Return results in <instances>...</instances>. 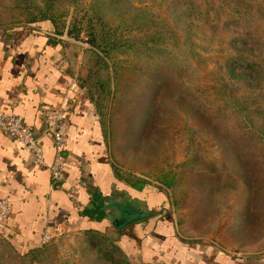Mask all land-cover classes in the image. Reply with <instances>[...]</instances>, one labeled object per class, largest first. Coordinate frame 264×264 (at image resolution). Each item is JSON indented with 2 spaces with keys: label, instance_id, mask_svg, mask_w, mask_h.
Listing matches in <instances>:
<instances>
[{
  "label": "rangeland",
  "instance_id": "1",
  "mask_svg": "<svg viewBox=\"0 0 264 264\" xmlns=\"http://www.w3.org/2000/svg\"><path fill=\"white\" fill-rule=\"evenodd\" d=\"M194 1L209 10V16L193 21L183 19L172 0H59L55 4L51 0H0V28L32 26L28 17L39 15V8L50 12L54 7L51 12L59 18L55 27L62 33L60 36L68 40L67 28L78 31L79 37L70 36L69 41L81 48L89 47L90 32L97 38L101 29L110 30V40L115 39L113 50L118 61L115 70L119 77L112 137L119 175L145 174L151 187L166 196L169 209L161 206L157 210L169 214L175 222L182 219L181 229L176 225L180 239L197 236L198 241L226 249L233 255H264V141L252 147L263 160V167L258 165L259 172L255 175L244 161L248 153H239L223 136L216 139L213 133L218 132L211 127L210 119L187 100H177L179 105H173L174 112L171 109L173 114L168 115L170 121L160 130L154 125L157 118L154 108L160 101L167 105L175 103L173 98L168 100L170 82L158 79L147 84L140 80V74L148 75L162 57L183 70L188 87L198 84L200 89H207L211 80L229 73L235 77L231 87L237 96L261 98L263 105L264 0ZM243 9L249 10L251 16ZM130 19L150 25L136 30ZM158 30L178 39L167 44V50L159 58L154 54L153 58L138 56L132 45L125 42L133 35L141 41L147 32ZM116 38L123 39V44L116 43ZM68 68L67 62V72ZM87 68L89 65L78 64L74 78L80 82L79 75H84ZM158 75L165 74L156 71L155 76ZM142 91L147 105L137 103L138 92ZM152 107L147 122L140 123L139 113L151 111ZM167 114L169 108L165 120ZM196 127L200 134L195 133ZM223 150L227 156L221 154ZM190 158L194 167L188 169L183 164ZM211 159L216 172L220 166L229 167V176L219 172L208 174L204 182L201 172H206L207 160ZM163 174L174 178L176 184L169 189L160 186L158 179ZM245 181L252 186L249 190L243 184ZM126 203L129 205L126 215H138L134 202H122Z\"/></svg>",
  "mask_w": 264,
  "mask_h": 264
},
{
  "label": "crops",
  "instance_id": "2",
  "mask_svg": "<svg viewBox=\"0 0 264 264\" xmlns=\"http://www.w3.org/2000/svg\"><path fill=\"white\" fill-rule=\"evenodd\" d=\"M49 30L48 23L0 28V109L19 114L27 124L39 128L44 108L57 105L63 94L75 99L69 115L63 180L54 189L48 168L53 159L50 134L43 132L39 137L44 164L34 165L28 149L0 131V199L11 205L8 224L15 234L6 239L16 252L38 248L45 231H56L53 242L58 249L47 264L96 263V255L82 248L87 246L86 233L109 234L117 219L122 228L115 244L126 264H264V255H233L193 237L180 239L176 222L162 211L145 218L146 212L157 207L169 209L166 196L150 185L137 191L119 175L110 122L102 118L76 77L56 68L66 58L58 41L62 37ZM114 194L134 202L138 215H126L127 203L122 204L120 217L100 213L95 203ZM93 244L88 243L89 247ZM31 264L41 263L36 259Z\"/></svg>",
  "mask_w": 264,
  "mask_h": 264
},
{
  "label": "trees",
  "instance_id": "3",
  "mask_svg": "<svg viewBox=\"0 0 264 264\" xmlns=\"http://www.w3.org/2000/svg\"><path fill=\"white\" fill-rule=\"evenodd\" d=\"M53 4L59 0H51ZM174 7L180 11V15L183 19L191 20L199 19L202 16H209V10H207L203 5L201 6L198 2L194 0H172ZM55 8L52 7L53 11ZM40 14L33 15L28 17L27 22L31 24L45 23L51 26V30L56 35H62L55 26H57L58 17L53 14L51 11L42 10L39 8ZM244 13L251 16L249 10L243 9ZM130 24L133 25L136 30L140 28H145V25H150L146 21H143L142 24L136 22L133 19L129 20ZM47 27V26H46ZM78 31H73V29L67 28L65 32L68 40L59 39L63 49L64 56L69 64L68 73L70 76H76L78 73V64L89 65L87 71L84 75L80 76L81 86L85 88L86 95L95 101V105L100 111L103 119H108L110 122V134L111 140L114 133V122L116 120L115 115L117 116L118 110V83L119 77L115 67L118 65V61L114 56V38L110 40V30L101 29L100 33L96 38L95 33L90 32L89 34V47L81 48L77 44L69 41L70 36L78 38ZM64 34V33H63ZM243 35V34H242ZM247 36V34H245ZM178 41L176 36L169 37L167 32L163 31H153L147 32L144 38L140 39L133 35L128 38L125 42L128 45H132L136 55L145 56L147 58H153L152 54L156 55L155 58L162 56L167 50V44H172V41ZM123 39H117L116 43L123 44ZM113 53V56H109V53ZM165 56V55H164ZM93 60V62H92ZM154 66L148 73L140 74V80L147 81V84H150L154 80H164L165 82H170V99H175V103L159 102L154 108V115L157 116L154 119V125L164 127L168 121V115L172 116L174 110L172 106L177 107L179 104L177 100H187L188 102L194 104L198 109H200L207 117L210 119L209 123L212 128H215L218 132L213 133V136L216 139H221L223 136L228 142H231L235 149L239 153L246 151L248 153L246 159L244 160L249 171L256 175L257 170L259 172L258 165L263 167V160L260 154L253 151V148L259 141H264V103L262 105L261 98H255L254 96H237L231 87V81L235 80V77L229 75H219L209 82L207 89H200L198 84L190 85L189 87L186 84H189L183 70L178 68L176 65L168 63L166 59L159 58ZM114 68V74L112 69ZM158 73L161 71L165 75L155 76L154 71ZM116 72V74H115ZM186 83V84H185ZM138 85V84H136ZM139 100L137 103L147 105L148 99L142 92H138ZM147 93V91H146ZM135 107L137 105L135 104ZM138 108V107H137ZM169 108V114L166 115V120L164 114ZM173 112H172V110ZM153 112V107L151 111H141L140 114V123L144 124L149 119L150 114ZM198 124V123H197ZM199 127V125H198ZM195 133L199 131V128H194ZM200 134V131L198 132ZM159 135V132H156ZM162 136H160V139ZM157 139V138H156ZM222 155L227 156V153L224 150L221 152ZM193 158V156L191 157ZM186 161L183 166L190 169L193 166L192 159ZM211 160H207L208 165L206 167V172H201L203 181L205 182L208 178V174L214 175L215 173H220L223 176L230 174V168H224L220 166L218 172L212 168ZM194 168H192L193 170ZM186 168H183V171ZM182 171V172H183ZM199 173V172H197ZM260 174V173H259ZM144 175V176H143ZM122 176L126 181H128L135 190H142L143 187L150 185L145 174L140 176L135 175L133 172L125 173ZM218 177V176H214ZM218 179V178H214ZM158 181L159 184L165 188H171L174 186L175 179L168 178L166 174L160 176ZM247 190L252 186L249 181L243 182ZM151 186V185H150ZM251 191V190H250ZM119 195L122 200L114 199L113 206L120 209L122 202L124 200L123 195ZM115 198V197H114ZM109 198L102 197L101 202L95 203V206L98 207L100 213L105 216L114 217L113 211L107 213L106 202ZM175 205V204H174ZM176 206V205H175ZM160 214L159 210L157 211H148L145 214V218L154 217ZM116 217V216H115ZM177 227L181 229L182 219L178 218L176 222ZM122 226H115L114 230L109 234L94 232L86 233V244L83 245V250L92 251L96 255V263L92 264H126V258L122 253L120 247L115 244V240L118 238L119 231ZM193 237V240H197V236H188L187 238ZM94 242L92 247H89L88 243ZM57 244L49 242L48 244L38 247L31 248L24 254H19L16 252L15 248L10 244L6 238L0 237V264H31L34 260L40 261L41 264H47L49 260L54 258L50 257L53 253L57 251ZM50 257V258H49ZM84 261V260H83ZM88 260H85V262ZM68 262V261H65ZM61 264V262L59 263Z\"/></svg>",
  "mask_w": 264,
  "mask_h": 264
},
{
  "label": "built area",
  "instance_id": "4",
  "mask_svg": "<svg viewBox=\"0 0 264 264\" xmlns=\"http://www.w3.org/2000/svg\"><path fill=\"white\" fill-rule=\"evenodd\" d=\"M56 68L64 73L67 69V61L61 59ZM75 82L80 83L79 80ZM75 102L74 97L63 94L60 102L54 106H48L43 110L44 131L52 138L53 159L49 164L50 187L56 188L63 180V172L66 164L67 133L69 127V115ZM0 131L26 147L30 153L34 165L44 164V155L39 138L34 135V128L24 121V118L14 112L0 109ZM11 213V205L7 199H0V237L6 238L14 235L15 230L8 224ZM57 235L56 231H45L40 239L38 247L51 242Z\"/></svg>",
  "mask_w": 264,
  "mask_h": 264
},
{
  "label": "water",
  "instance_id": "5",
  "mask_svg": "<svg viewBox=\"0 0 264 264\" xmlns=\"http://www.w3.org/2000/svg\"><path fill=\"white\" fill-rule=\"evenodd\" d=\"M44 127H45V123L43 121L42 125L39 128H34V135H35L36 138H39L42 135V133L44 131ZM114 199L122 200V198L119 195H116V194H114L113 196L109 197L108 201L106 202L107 213L113 211L114 216L120 217V216H122L121 213H120V209L112 206ZM113 224H115V226H120L119 223L117 222V219H115V222L113 221Z\"/></svg>",
  "mask_w": 264,
  "mask_h": 264
},
{
  "label": "flooded vegetation",
  "instance_id": "6",
  "mask_svg": "<svg viewBox=\"0 0 264 264\" xmlns=\"http://www.w3.org/2000/svg\"><path fill=\"white\" fill-rule=\"evenodd\" d=\"M112 206H113V205H112ZM122 209H124L123 206L120 207V213H123V212H122Z\"/></svg>",
  "mask_w": 264,
  "mask_h": 264
}]
</instances>
